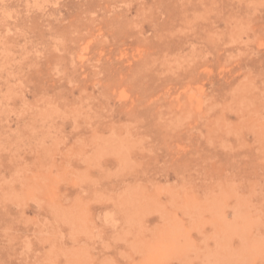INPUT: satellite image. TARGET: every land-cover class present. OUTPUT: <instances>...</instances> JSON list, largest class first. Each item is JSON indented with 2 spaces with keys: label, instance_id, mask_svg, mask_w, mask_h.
Segmentation results:
<instances>
[{
  "label": "rangeland",
  "instance_id": "rangeland-1",
  "mask_svg": "<svg viewBox=\"0 0 264 264\" xmlns=\"http://www.w3.org/2000/svg\"><path fill=\"white\" fill-rule=\"evenodd\" d=\"M0 264H264V0H0Z\"/></svg>",
  "mask_w": 264,
  "mask_h": 264
},
{
  "label": "bare ground",
  "instance_id": "bare-ground-1",
  "mask_svg": "<svg viewBox=\"0 0 264 264\" xmlns=\"http://www.w3.org/2000/svg\"><path fill=\"white\" fill-rule=\"evenodd\" d=\"M184 237H186V236H184Z\"/></svg>",
  "mask_w": 264,
  "mask_h": 264
}]
</instances>
